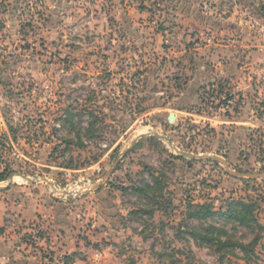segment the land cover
<instances>
[{"label":"rangeland","instance_id":"obj_1","mask_svg":"<svg viewBox=\"0 0 264 264\" xmlns=\"http://www.w3.org/2000/svg\"><path fill=\"white\" fill-rule=\"evenodd\" d=\"M3 172L34 264H264V0H0Z\"/></svg>","mask_w":264,"mask_h":264},{"label":"crops","instance_id":"obj_2","mask_svg":"<svg viewBox=\"0 0 264 264\" xmlns=\"http://www.w3.org/2000/svg\"><path fill=\"white\" fill-rule=\"evenodd\" d=\"M23 178V177H22ZM13 180V178H12ZM11 182L8 184V186H0V221H4L6 218H17L21 222L27 220V221H35L37 218V213H43V204H48L49 197L47 196L46 199L40 198L39 203L41 205H38V194L35 192L33 193L31 191V197L29 198H21V196L18 195H13L11 192L14 191H26L28 188L26 186H23L24 184H16L15 182ZM4 182V181H1ZM13 183V184H12ZM10 188L9 191H6L7 188ZM32 189H35V186L32 187ZM11 191V192H10ZM10 193L11 195H7ZM11 196H17L16 203H13L12 197ZM39 206V208H38ZM22 207H24V211H21ZM11 211V212H8ZM11 214V215H10ZM13 214V215H12ZM42 215V214H41ZM16 216V217H15ZM44 217V216H43ZM39 221V220H37ZM3 224L0 223V264H34L31 262V260L23 258L21 254V246L17 247L16 250L12 249V244L7 243L5 240V231L2 232ZM23 245V244H21ZM56 244H54L55 246ZM52 246V247H54ZM53 249L52 251H61L63 254L66 256V258L63 259V262H59L58 264H86V262L83 260L84 255H82V252H84V246L83 244L79 241L78 243L74 244V246H64L62 245H56V247L51 248ZM68 253V254H65ZM96 258L98 259L100 256V253H96ZM70 257V258H67ZM12 261V262H11ZM40 264H48L46 260L40 262Z\"/></svg>","mask_w":264,"mask_h":264},{"label":"trees","instance_id":"obj_3","mask_svg":"<svg viewBox=\"0 0 264 264\" xmlns=\"http://www.w3.org/2000/svg\"><path fill=\"white\" fill-rule=\"evenodd\" d=\"M10 173H8V172L0 173V182L7 180L9 178ZM203 211L206 212V217H210V218H214V217H217V216H223V217H228V218L231 217L230 212H221V211L220 212H217V211L214 210V208L210 204H206V205L204 204V205H202L201 206V210H199L198 212H195L194 216L192 214V217H197L198 215H200V213H204ZM223 245H225V244L223 243ZM247 247L248 246H246V248Z\"/></svg>","mask_w":264,"mask_h":264},{"label":"water","instance_id":"obj_4","mask_svg":"<svg viewBox=\"0 0 264 264\" xmlns=\"http://www.w3.org/2000/svg\"><path fill=\"white\" fill-rule=\"evenodd\" d=\"M174 121V115H171L170 116V118H169V122L170 123H172ZM155 136H157L158 138H160V139H165L166 140V137H164V136H160V135H158V134H156L155 133ZM142 137H144V136H142ZM141 137V138H142ZM181 155H184V156H186V157H188V158H190V159H195L196 157L194 156V155H190V154H187V153H181ZM24 179H27L26 177H24V176H22ZM11 180H12V178H11Z\"/></svg>","mask_w":264,"mask_h":264},{"label":"built area","instance_id":"obj_5","mask_svg":"<svg viewBox=\"0 0 264 264\" xmlns=\"http://www.w3.org/2000/svg\"><path fill=\"white\" fill-rule=\"evenodd\" d=\"M92 186L85 187V190H91Z\"/></svg>","mask_w":264,"mask_h":264}]
</instances>
